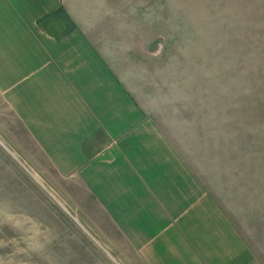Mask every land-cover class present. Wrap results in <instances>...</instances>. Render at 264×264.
I'll use <instances>...</instances> for the list:
<instances>
[{"label": "crops", "instance_id": "1", "mask_svg": "<svg viewBox=\"0 0 264 264\" xmlns=\"http://www.w3.org/2000/svg\"><path fill=\"white\" fill-rule=\"evenodd\" d=\"M116 7L0 0V136L123 264H264L259 221L198 144L207 129Z\"/></svg>", "mask_w": 264, "mask_h": 264}, {"label": "rangeland", "instance_id": "2", "mask_svg": "<svg viewBox=\"0 0 264 264\" xmlns=\"http://www.w3.org/2000/svg\"><path fill=\"white\" fill-rule=\"evenodd\" d=\"M116 16L264 235V0H117ZM55 189L0 136V264H123Z\"/></svg>", "mask_w": 264, "mask_h": 264}]
</instances>
